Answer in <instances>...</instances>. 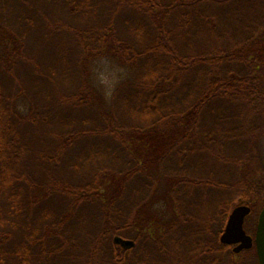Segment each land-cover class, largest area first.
I'll return each instance as SVG.
<instances>
[{"label": "trees", "instance_id": "1", "mask_svg": "<svg viewBox=\"0 0 264 264\" xmlns=\"http://www.w3.org/2000/svg\"><path fill=\"white\" fill-rule=\"evenodd\" d=\"M263 148L264 0H0V264H241Z\"/></svg>", "mask_w": 264, "mask_h": 264}, {"label": "water", "instance_id": "2", "mask_svg": "<svg viewBox=\"0 0 264 264\" xmlns=\"http://www.w3.org/2000/svg\"><path fill=\"white\" fill-rule=\"evenodd\" d=\"M252 208L248 205L236 206L228 218L225 230L220 242L233 247V253L240 255L243 251L256 248L258 263L264 264V206L259 214L255 237L250 236L246 229V219L251 215ZM114 242L123 248L129 249L135 246L133 240L115 237Z\"/></svg>", "mask_w": 264, "mask_h": 264}, {"label": "clouds", "instance_id": "3", "mask_svg": "<svg viewBox=\"0 0 264 264\" xmlns=\"http://www.w3.org/2000/svg\"><path fill=\"white\" fill-rule=\"evenodd\" d=\"M121 72L126 71V69L121 68ZM98 80V86L102 85V90L105 93L107 97H111L113 92L115 91L116 85L118 81L120 80V77L118 75H113L111 78L104 74L101 73L99 77L97 78ZM12 103L14 106V109L19 112L21 115H28L31 109V101L30 99L24 94L23 92L20 93L17 96H14L12 98Z\"/></svg>", "mask_w": 264, "mask_h": 264}, {"label": "rangeland", "instance_id": "4", "mask_svg": "<svg viewBox=\"0 0 264 264\" xmlns=\"http://www.w3.org/2000/svg\"><path fill=\"white\" fill-rule=\"evenodd\" d=\"M105 66H104V68H103V72L102 73H104V74H106V75H108L110 78L115 74V75H119V73H120V70L118 69V67H116V66H110L109 64H104ZM263 152H264V148H263ZM264 156V155H263ZM240 205V204H239ZM236 206H238V204L236 205ZM235 206V207H236ZM234 207V208H235ZM233 208V209H234ZM232 212V211H231ZM230 212V213H231ZM255 220H257V217L255 216V217H252L251 218V220H250V223H249V225H248V227H247V233L250 235V236H252V237H255V230H256V227H255V225H256V222H255ZM135 245H136V243H135ZM231 249H233V248H231ZM254 250V248L253 249H251V250H248V251H244L242 254H240L238 257H237V262H239V263H241V264H247V263H249L250 261H254V258H253V253L252 252H250L249 254H248V252L249 251H253ZM250 254H252V255H250Z\"/></svg>", "mask_w": 264, "mask_h": 264}, {"label": "flooded vegetation", "instance_id": "5", "mask_svg": "<svg viewBox=\"0 0 264 264\" xmlns=\"http://www.w3.org/2000/svg\"><path fill=\"white\" fill-rule=\"evenodd\" d=\"M243 252H244V251H243ZM243 252H242V253H243Z\"/></svg>", "mask_w": 264, "mask_h": 264}]
</instances>
